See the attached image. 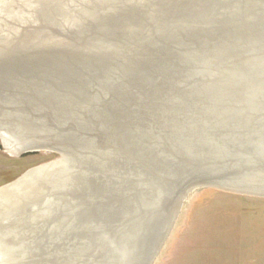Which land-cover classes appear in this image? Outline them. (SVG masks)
Returning a JSON list of instances; mask_svg holds the SVG:
<instances>
[{
	"label": "rangeland",
	"instance_id": "obj_1",
	"mask_svg": "<svg viewBox=\"0 0 264 264\" xmlns=\"http://www.w3.org/2000/svg\"><path fill=\"white\" fill-rule=\"evenodd\" d=\"M66 1L64 13L81 10L82 24L35 10L65 0H0V122L40 146L16 154L0 137V188L49 171L33 175L30 204L4 206L0 235L17 240L1 249L4 260L264 264V195L199 180L254 178L247 170L256 159H246L264 142V41L256 42L263 54L237 47L247 60L257 55L252 72H226L219 59H235L232 50L175 24L181 4L221 9L223 0ZM259 5L246 34L264 35ZM21 9L26 17L12 29L9 14ZM160 13H171L166 26L151 21ZM219 24L211 28L229 41Z\"/></svg>",
	"mask_w": 264,
	"mask_h": 264
},
{
	"label": "bare ground",
	"instance_id": "obj_2",
	"mask_svg": "<svg viewBox=\"0 0 264 264\" xmlns=\"http://www.w3.org/2000/svg\"><path fill=\"white\" fill-rule=\"evenodd\" d=\"M30 1H33V0H30ZM80 1H81V3H83L85 1H91V0H80ZM99 1H102V0H99ZM109 1H110V3H109L110 6L113 7V5H115L120 0H118V1L117 0H103L102 2L108 3ZM134 1L138 2L140 0H134ZM155 1H157V0H155ZM262 1L263 0H228V1L223 0V7L221 9H219V8L212 9V8H209L210 7L209 3H203L202 6H199L197 9L196 8H195V10H189L188 9L189 11H187V12H185V10H183V8L181 10V7L183 6V4H181V6L179 8L180 10L178 12L182 13L183 19H178L177 22H175V24H176V26L177 25L183 26L182 29H184V30L187 29L188 30V36L190 35L189 37L193 40H200L203 37H206L205 40H219L218 41L219 46L228 47L229 50H232L233 56L235 57V59L234 58H226V57L223 59L218 58L219 60H221L222 69L226 70V67H231V70L240 71L239 69H243V71H245V72L246 71L252 72L251 67H249L250 64L248 65L247 63H250V61L255 60V56H257L255 54H260V53L263 54V49L258 48V46H260L261 44L258 45L256 42H258V43L263 42L264 41V35L253 36L250 34H246L247 33L246 31H248L250 24L253 23V19L258 18L259 14H256V12L258 11V9L256 11V8H257L256 6L259 5ZM65 2L67 3L66 0H65ZM91 3H93V2H91ZM83 4L86 5V3H83ZM87 5L91 6L90 3L89 4L87 3ZM65 6L68 8V10L70 9V7H68V3L67 4H59L56 2V3H54L53 7L49 6L50 8L49 7L45 8L41 5H39L36 8V6H35V10H37L39 13H41L39 15V17H41L42 20H46V21H47V19L49 20L48 15H50V18L61 16V17H65V18H64V21L60 24H67V22L65 21L66 18L68 21H71L72 24L74 23L73 25L82 24V20L84 19L83 16L81 17V19H79L77 16V13H82V11L81 10L78 11L76 9V13L72 14L68 17V15H66V13H64V11L67 10V9H65ZM259 6H261V5H259ZM5 8H3L1 10H5ZM175 8H177V6ZM23 10L24 9L18 10V12L14 15L7 13V14H9V17L11 18V20H12V17L15 19V21H13L14 26H12V29H14L15 25L16 26L19 25L21 20L25 19L26 12H24ZM31 11H33V8L29 7L27 12H31ZM163 13H160L159 15H155L157 17H154V15H153V18L151 19V21L157 23L156 25H162V26L165 25L166 26V22L170 21L171 16H169L168 20H166V21L164 19H162V17H164L166 15H171V13H169V14H163ZM172 13H173V15H176V14H174V12H172ZM207 13H210V15H208ZM189 15H190V18H189ZM195 15H198V16L195 17ZM187 19H188V21H187V26H186L185 20H187ZM247 19H251V22L248 24L247 23L245 24V22L248 21ZM240 21L244 22L243 23L244 27L239 26ZM216 23H223L222 25L219 24L218 26L222 27L224 25L221 29H223V30L225 29L224 33H229L228 34L230 36L229 41H227V42H225L224 40L220 41V38H219L220 33H221L220 29L217 28L216 30H214L211 28ZM69 25H71V24H69ZM192 28L199 29L200 35L189 34V29H192ZM238 31L239 32L244 31V33L241 32V34H240ZM249 31H248V33H249ZM234 34H236V35H234ZM221 36H223V35H221ZM241 41L246 45V47L248 46V43H251L255 47L253 50L254 52L256 51V49L258 50L255 52V54H253L254 55L253 59L250 58L249 60H247L246 58H244L243 54H240L241 52L240 53L237 52V47ZM253 43H255L257 45H255ZM9 47L12 48L13 46H9ZM16 48H18V46ZM14 50L11 49V51H8V54L4 55V56L14 57V56H12V52ZM259 50H262V51L260 52ZM238 54H240V55H238ZM260 58H261L260 65L264 66V63H263L264 56L260 55ZM233 61H235V62H233ZM255 61H257V60H255ZM229 62H230V64H229ZM193 63H195V61ZM73 64H75V63H73ZM232 64H235L236 67L234 68V65H232ZM255 65H257V64H255ZM68 67H69V65H68ZM255 67H258V65ZM261 69H263V68H261ZM227 71L228 70H226V72ZM257 71L258 70L256 69L254 72H257ZM254 72L252 74H254ZM71 76H73V75H71ZM255 78L258 79L257 77H255ZM236 80L239 81L241 79L238 78V76H237ZM251 80H253V77L251 78ZM76 81L78 82L77 77H76ZM240 86L242 87V85H240ZM251 90H249V91H251ZM243 92H244V94L242 95V97H246V99H247L248 94L245 91H243ZM260 129L262 131H264V128H260ZM261 130H260V132H262ZM28 135H26V136L25 135H17V133L14 130L10 129L9 127H7V125H4L0 122V137L3 139V141L5 142V145L8 147V149L12 153L20 154L22 152L40 151L38 149V148H40V146H38L39 145L38 141L36 142L34 140H28L29 139ZM31 136H33V135L31 134ZM33 138H35V137L33 136ZM75 138H76V136H75ZM251 150H253V151L251 154H249L248 159H246V160H249L252 158V160L256 159V161L254 163L249 162V170H247V172L250 173L251 177H254V178H251V180H249L247 178L246 179H244V178L238 179L236 177H226L222 180L220 179L219 181H217L218 180L217 177H214V176L211 177L209 174L207 176V174L205 173L204 175L202 174V176H205L203 178L205 180L202 181V180H200L201 178L199 179L200 185H202V182H205L207 184L208 183L214 184V185L219 186V187L231 186V184L232 185H242L244 188H250L251 190L253 189L252 190L253 193H258V194L264 195V188H262L264 186L257 187L258 184H256L257 181L264 180V178H262V177L260 178V176L262 175L261 172L264 174V142H262L260 145L257 144L256 149H249V151H251ZM47 168H48V166L31 170L23 179H20V181L13 183L9 186H5V187L0 188V214L1 213L3 214V213H5V211H8V209H6V208H5L6 210L4 209V206L10 205V206L14 207L17 204H21L22 201H23V203H25L27 201L32 202L31 201L32 198L26 199V200L23 198L26 195L28 196L27 198H30L33 195V192L31 191V189L34 187V186H31V184H32L31 180L34 177L33 175L38 174V173H42L43 177L47 176V174L49 172V171H47ZM28 193H30L31 195ZM30 202H27V203L30 204ZM18 209H20V208H18ZM12 217H13V215H12ZM12 217H10V218H12ZM7 219H5V220H7ZM3 227H5V225L1 226V224H0V231L2 230L1 228H3ZM15 241L17 242L16 237L10 238V237H2V235H0V251L3 248V246H5V244H7V245L13 244L15 246ZM4 253H6V252H4V249H3V251L0 252V264H12V262L7 263L4 260V256H5ZM38 264H40V263H38ZM57 264H59V263H57Z\"/></svg>",
	"mask_w": 264,
	"mask_h": 264
},
{
	"label": "water",
	"instance_id": "obj_3",
	"mask_svg": "<svg viewBox=\"0 0 264 264\" xmlns=\"http://www.w3.org/2000/svg\"><path fill=\"white\" fill-rule=\"evenodd\" d=\"M261 117V119H264L263 118V116H260ZM263 122H264V120H263ZM262 133H264V132H262ZM260 141H262V139H260ZM35 152H38V151H31V152H29V153H35ZM230 154H226L224 157H227V159H224V160H226V161H228L231 165L233 164V162H234V164L236 163V162H238V160L237 159H235V158H231L232 156H229ZM221 160V159H220ZM231 161V162H230ZM233 161V162H232ZM254 163V162H253ZM239 164V162L236 164V165H238ZM252 164V163H251ZM250 164V165H251ZM230 165V166H231ZM241 169V168H240ZM261 176H260V178L262 177V178H264V174L261 172ZM211 177H213V175H215L214 177H217L218 178V180L217 181H219L220 179L222 180V177H220V176H218V175H216V174H214V173H211V174H209ZM209 176V177H210ZM205 176H203L200 180H205V179H203ZM220 183V182H219ZM213 186H216V185H213Z\"/></svg>",
	"mask_w": 264,
	"mask_h": 264
}]
</instances>
